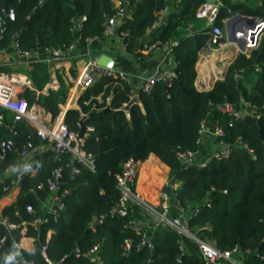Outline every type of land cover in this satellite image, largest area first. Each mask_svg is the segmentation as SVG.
I'll return each mask as SVG.
<instances>
[{
    "label": "trees",
    "instance_id": "16d2710c",
    "mask_svg": "<svg viewBox=\"0 0 264 264\" xmlns=\"http://www.w3.org/2000/svg\"><path fill=\"white\" fill-rule=\"evenodd\" d=\"M114 1L10 0L8 6L16 16L14 21L7 22L5 31L0 29V50L10 48L15 41L28 52L65 50L76 42V31L83 40H101L105 37L106 19L116 12ZM122 1L128 2L132 13L118 31L128 34L126 52L139 60L150 57L142 40L157 14L165 11V23L156 37L163 43L178 40L172 54L177 77L170 83L154 86L149 93L139 92L128 110L129 117L124 109L131 101L126 84L99 78L84 91L78 108L66 112L65 122L76 134H89L82 148L94 156L96 172L82 167L71 178L70 169L65 168L60 190L68 191L64 195L66 209L57 220L51 219L37 229L28 228L26 236L34 238L33 251L17 247L22 236L19 229L9 235L0 226V239L6 236L4 244H0V264H22V257L36 264H48L42 255L44 246L52 261L66 257L64 264H92L83 254L96 245L104 264H203L198 255L186 254L178 261L182 236L165 225L148 231L153 248L140 245L142 235L126 227L130 221L149 220L140 207L134 206L125 217L107 215L119 201L116 175L129 158L144 163L135 190L149 204L158 208L159 194L167 192L183 208L189 229L196 237L213 241L221 250L239 245L264 254V112L259 118L250 115L235 119L220 109L225 104L236 107L242 102L264 109V34L249 57L239 54L227 67L224 78L217 80L210 90L202 91L196 87V63L208 36L196 31L190 36L186 34L187 29H196L192 24L198 22L197 9L206 0H182L175 8L170 5L173 0ZM0 6L4 7L5 2H0ZM228 11L264 19V0H223L220 15ZM239 72L245 77L236 79ZM29 77L42 90L49 81L47 65L34 64ZM99 94L101 102L96 99ZM24 96L29 104H39L55 117L66 99V89L39 96L26 90ZM211 117L226 131L222 141L233 147L229 158H212L204 167H182L179 152L190 151L199 155L200 160L206 158L198 142L199 130L201 123ZM19 128L25 132L23 125ZM89 128L92 130L88 131ZM33 140L39 142L34 134ZM16 143L22 146L24 141L17 137ZM15 159L16 156L9 155L7 163ZM42 159L40 173L26 177L16 202L3 210L11 223L30 221L27 206L40 209L48 196V189L39 184L45 182L56 163L49 150ZM3 168L4 165L0 169ZM165 176L170 177V186L178 182L179 187L172 189L164 182ZM31 187L37 188L36 194L30 192ZM207 199L209 205H203ZM102 215L106 217L100 222ZM126 239L132 241V246L125 255ZM76 248L81 251L79 257L75 256ZM248 264H264V260L253 256Z\"/></svg>",
    "mask_w": 264,
    "mask_h": 264
},
{
    "label": "built area",
    "instance_id": "2783aa9c",
    "mask_svg": "<svg viewBox=\"0 0 264 264\" xmlns=\"http://www.w3.org/2000/svg\"><path fill=\"white\" fill-rule=\"evenodd\" d=\"M182 0H173L171 2V8L177 7ZM5 6H0V29L6 30V24L8 21L15 20V11L9 8L5 0ZM128 2L118 0V6L116 12L109 16L104 23V36L120 35L122 37H129L127 33H119L118 29L130 18L132 10L127 7ZM223 7V0H206L199 6L196 12V18L198 21L204 22V26L199 32L208 36L205 47L202 50L201 62L208 61L205 59L204 54L209 56L222 55V52L230 45L234 47L233 53L225 58H221L218 61L221 63L222 71L219 73L218 78H224L223 72L234 61L232 59L239 54L250 56L251 52L255 50L260 42L262 35L264 34V19L256 16L257 22L252 27H240L235 31V40L243 42V49L239 48V45L228 39L225 26L226 23L235 15L228 11V16L223 17L220 15L221 8ZM166 13L164 10L160 11L149 31L158 30L165 23ZM222 21L224 27L220 26L218 22ZM233 26V28H235ZM95 39H89L87 41H94ZM126 45V44H125ZM178 45V40H172L169 42H161L158 37L151 41L144 42L143 47L149 54H154L158 49L164 51L167 56H172L173 48ZM15 49V56L18 61L32 63L33 55L37 52H28L21 50L17 42L13 43ZM4 50V49H3ZM1 50V51H3ZM73 50V46L63 49H48L47 59L48 61H61L65 59ZM98 57V56H97ZM97 57L88 61L83 71L81 72L76 87L78 91L83 94L86 89L92 86L99 78H108L112 81L122 82L129 87L130 100L138 97L139 92L149 93L154 86L161 83H170L177 77L176 67L162 68L161 70L149 75L133 74L123 71L119 68H106L97 64ZM199 59V57H198ZM175 64V63H174ZM260 67L256 68L258 72ZM245 75L243 72H239L235 75L236 79H242ZM59 87L56 82H51L45 89V92L55 90ZM26 90H32L33 86L30 83V79L25 73L21 72H8L0 70V166L4 165L3 175L0 181V226H4L8 234L11 235L13 230H25L28 231L29 227L37 229L40 225L48 223L51 219L57 220L60 217L61 212L66 209L64 202V195L67 190L61 191L62 179L64 176L65 168L70 169L71 178H74L81 172V168L85 167L92 172H96V160L94 156L83 150L82 146L85 139L89 136L88 133H83V136L71 131L65 122L66 111L58 113L53 117L49 110H46L39 104H29L24 96ZM202 90V89H200ZM112 95L106 98L107 104L110 103ZM244 107L242 110H238L235 106L225 104L220 106V109L224 113H228L235 119H244L247 116H255L259 118L264 112V109H257L247 102L240 103ZM3 111H9L11 113L10 120H7ZM24 124L26 129L24 135H19V125ZM92 130L91 128L88 131ZM207 123L202 122L199 130L200 138L199 143H202V139L207 133ZM33 134L39 138V142L35 143L33 140ZM213 138L217 140L219 147H223L222 151L216 152L214 155L200 160L199 155L194 152H179L177 153L178 159L182 163V167L188 168L190 166L204 167L212 158L223 160L228 159L230 151L228 147L230 145L224 144L222 139L226 135L224 128L215 124V128L212 132ZM24 138L22 146H18L16 138ZM248 150L247 146H243ZM50 151L53 154L54 161L56 163L50 171L49 176L39 184L40 188L48 189V196L41 204L40 209L33 206H27V212L32 216L30 221H23L21 224H14L3 215V208L1 206V199L3 195L11 194L15 190L20 189L23 180L26 177H33L40 173L43 167L42 155L46 151ZM250 152H253L250 150ZM9 155L16 156L13 162L7 163ZM37 159L36 163H32V160ZM144 163L134 158H129L122 165L121 173L116 175V187L120 192L118 203L107 214L110 217L121 216L125 217L133 212V207H140L146 214L151 212L154 216L159 218V222L149 224L148 221H130L127 228L134 231L136 234L142 235V241L140 245H146L153 248L148 235V231L154 232L160 225H165L171 229L177 231L181 236L180 242V255L178 261L186 255L184 239H191L196 245L198 256L202 260L203 264H248L250 257H256L259 260H264V254L252 251L250 249H244L239 245H236L230 250H221L217 248L215 243L211 240H202L196 237L189 229L188 218L184 215L183 208L178 206L179 213L182 214L180 221L173 220L169 217L170 214V196L167 192H161L159 194L161 204L158 208L149 204L143 195L135 190L137 180L140 171ZM3 180V181H2ZM168 184V183H167ZM173 189V185L170 186ZM30 192L32 194L37 193V188L31 187ZM205 204L209 205V200L205 201ZM106 216L102 215L99 218L101 222ZM93 225V223L91 224ZM53 231L48 232L50 237ZM6 236L0 239V244H4ZM19 249L23 250L24 247L21 242H16ZM132 241L126 239L124 241V254L131 249ZM46 246L42 249V255L48 264H64L66 257L58 261H52L46 254ZM98 245L88 250L83 255L86 256L92 264H104L103 259L98 255ZM75 256H81V251L76 248ZM22 264H36L34 261H28L21 258Z\"/></svg>",
    "mask_w": 264,
    "mask_h": 264
},
{
    "label": "crops",
    "instance_id": "0c3cea01",
    "mask_svg": "<svg viewBox=\"0 0 264 264\" xmlns=\"http://www.w3.org/2000/svg\"><path fill=\"white\" fill-rule=\"evenodd\" d=\"M258 3V1H257ZM261 4L260 1L258 3ZM118 6V0L114 1V7L116 8ZM223 17L228 16V12L226 15H222ZM166 20V19H165ZM220 26L224 27V24L222 21L219 22ZM193 26H198L194 30L187 29L188 33L187 36H190L193 34V31L199 32V30L202 28V25H199L198 22L193 23ZM194 28V27H193ZM158 30L154 31H148L145 36L143 37L142 42H148L156 38ZM76 35V42L73 45V50L71 53L63 60L57 62V61H48L47 59V53L46 52H37L36 55H33V61L32 63H26L21 62L16 59L15 56V49L14 46H11L10 48L1 51L0 50V70L4 69H11L9 72H21L25 73L28 78L30 79V83L33 86V91L35 95L39 96L40 94L48 95L50 91H57L60 88L66 89V99L65 101L59 105L60 112L62 111H68L71 108H78V100L80 97H82L83 94H81L78 91V88L76 87L77 80L83 71L84 67L90 61L91 59L99 56L102 53H106L114 58L117 64V68L133 73V74H140V75H149L154 74L155 72L161 70L162 68H172L175 67L173 56H167V54L162 51L161 49H158L154 54H151L150 57L147 60H139L134 58L133 56L129 55L126 52L125 44L130 41L129 37H122L120 35L115 36H109L104 37L101 40H94V41H87L83 40L78 36V32H75ZM229 47H232L231 45ZM234 51V47H232ZM203 50V49H202ZM202 50L199 53V59L196 63V70H197V78H196V87L200 89H206L210 86L211 82L215 78V68L212 62V59H208V61H205L204 63L201 62L202 59ZM92 53H94L92 55ZM229 55L222 56V58L228 57ZM215 58L216 57L212 56ZM88 58V59H86ZM42 63L46 64L48 67V74H49V81L45 84L44 88L42 90H38L29 77V73L32 71L34 64ZM24 70V71H23ZM56 82V85L58 84L59 87L55 90H50L48 92H45L44 89L51 83ZM203 87V88H201ZM96 99L101 102V94H99ZM127 105L124 107L125 111H127V116L129 117L128 110L126 109ZM238 110H242L244 107L242 104H239L236 106ZM7 120H10L11 113L9 111H3L2 112ZM58 115V114H57ZM207 123V133L205 134L204 138L202 139V152L204 156L207 158L209 156L214 155L218 151H222L224 148L219 147L217 140L213 138L212 132L215 128V121L211 117L208 119ZM23 125L24 124H20ZM25 128V127H24ZM26 131V129H25ZM19 135L23 134L25 132H22L19 128ZM22 140L24 141V138L22 136ZM43 157V155H42ZM43 160V159H42ZM155 170L158 169V166H154ZM1 168V166H0ZM3 170L0 169V181L1 179L5 178L3 175ZM3 181V180H2ZM164 182L168 185L170 184V177H164ZM180 183L174 182L173 183V189H177L179 187ZM170 186V185H169ZM21 188L15 190L11 194L3 195L1 199V206L3 210L14 204L20 194ZM44 202V201H43ZM42 202V203H43ZM170 217L173 220L179 221L180 220V213L178 210V203L170 197ZM41 207V206H40ZM149 224H154L156 221L152 219L151 217L149 220H147ZM20 234L22 235L19 239V242L23 245L24 249L26 251H33L34 248V238L26 236L25 230H20ZM51 237V236H50ZM185 242V250L186 253L189 255H198L196 245L194 242L188 238L184 239Z\"/></svg>",
    "mask_w": 264,
    "mask_h": 264
},
{
    "label": "water",
    "instance_id": "95a60500",
    "mask_svg": "<svg viewBox=\"0 0 264 264\" xmlns=\"http://www.w3.org/2000/svg\"><path fill=\"white\" fill-rule=\"evenodd\" d=\"M6 3L8 4L10 0H5ZM257 17L256 16H246V15H241V14H235L227 23H226V26H225V30H226V33H227V36H228V39L230 41H234L236 42L238 45H239V48L240 49H243V42H240V41H237L235 40V31L237 29H239L240 27H254L256 22H257ZM235 28H233V26H235ZM237 57V55L232 59L235 60ZM97 64L99 66H102V67H106V68H117V64H116V61L114 60L113 57H111L110 55L106 54V53H102L100 54L98 57H97ZM176 72H177V69H176ZM225 72H226V69L224 70L223 72V75H225ZM220 79H223L222 78H218V77H215L213 79V81L211 82L210 86L206 89H202V91H208L210 90L213 85L215 84V82L217 80H220ZM137 101V98H133L130 103L127 105L126 109H129L130 106L132 104H134L135 102ZM67 112V111H66ZM81 136H83V132L81 133ZM232 146H229L228 149L229 151L232 150ZM248 151V150H247ZM147 215L149 217H151L152 219H154L156 222H159V218H157L156 216H154L151 212H147Z\"/></svg>",
    "mask_w": 264,
    "mask_h": 264
},
{
    "label": "rangeland",
    "instance_id": "374dc122",
    "mask_svg": "<svg viewBox=\"0 0 264 264\" xmlns=\"http://www.w3.org/2000/svg\"><path fill=\"white\" fill-rule=\"evenodd\" d=\"M256 5V4H255ZM198 24L199 25H202V27L204 26V22H202V21H198ZM198 27V26H197ZM196 27V28H197ZM233 49H232V47H228L227 49H225L223 52H222V55L220 56H218V58H216V59H221L222 58V56L224 55V56H226V55H230V53L232 54L233 52ZM94 53H92V55H93ZM204 57H205V59H212V62H213V65L212 66H214V68H215V74H214V76L216 77V76H219V73L222 71V66H221V63L218 61V60H215V58H213V57H211V56H209V54H204ZM86 59H88V58H86ZM4 71H11V69L9 70V69H4ZM24 71V70H23ZM201 88H203V87H201ZM189 239V238H188ZM191 240V239H190ZM184 244H185V242H184Z\"/></svg>",
    "mask_w": 264,
    "mask_h": 264
}]
</instances>
